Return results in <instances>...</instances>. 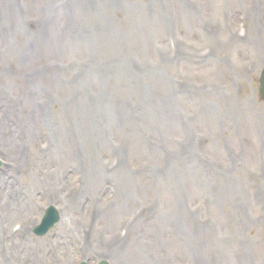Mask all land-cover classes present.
Listing matches in <instances>:
<instances>
[{
  "label": "rangeland",
  "instance_id": "1",
  "mask_svg": "<svg viewBox=\"0 0 264 264\" xmlns=\"http://www.w3.org/2000/svg\"><path fill=\"white\" fill-rule=\"evenodd\" d=\"M253 1L0 0L5 194L36 214L5 227L55 205L61 225L44 240L26 234L42 264H238L246 251L264 264V115L250 120L264 112V22L257 36ZM152 25L156 56L139 65L117 41L144 47ZM167 49L176 55L162 58ZM229 99L250 123L209 111Z\"/></svg>",
  "mask_w": 264,
  "mask_h": 264
},
{
  "label": "bare ground",
  "instance_id": "2",
  "mask_svg": "<svg viewBox=\"0 0 264 264\" xmlns=\"http://www.w3.org/2000/svg\"><path fill=\"white\" fill-rule=\"evenodd\" d=\"M259 34H260V29L257 28V29H256V35L258 36Z\"/></svg>",
  "mask_w": 264,
  "mask_h": 264
}]
</instances>
